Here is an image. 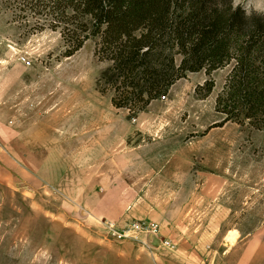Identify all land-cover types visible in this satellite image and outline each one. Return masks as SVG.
<instances>
[{"label":"rangeland","instance_id":"obj_1","mask_svg":"<svg viewBox=\"0 0 264 264\" xmlns=\"http://www.w3.org/2000/svg\"><path fill=\"white\" fill-rule=\"evenodd\" d=\"M50 1L0 0V264H264V122L217 107L233 62L116 109ZM132 222L159 233L110 229Z\"/></svg>","mask_w":264,"mask_h":264},{"label":"trees","instance_id":"obj_2","mask_svg":"<svg viewBox=\"0 0 264 264\" xmlns=\"http://www.w3.org/2000/svg\"><path fill=\"white\" fill-rule=\"evenodd\" d=\"M51 1L74 35L67 57L97 39L96 55L108 63L99 82L116 109L137 113L185 74H210L232 61L218 111L264 122V16L233 0Z\"/></svg>","mask_w":264,"mask_h":264},{"label":"built area","instance_id":"obj_3","mask_svg":"<svg viewBox=\"0 0 264 264\" xmlns=\"http://www.w3.org/2000/svg\"><path fill=\"white\" fill-rule=\"evenodd\" d=\"M111 231L114 235L118 236L119 238H133L139 234H145L149 237L153 238L156 237L159 233V228L155 224H148V223H139V222H132L123 228L122 231H117L112 228ZM161 245L167 246L168 242H162Z\"/></svg>","mask_w":264,"mask_h":264}]
</instances>
